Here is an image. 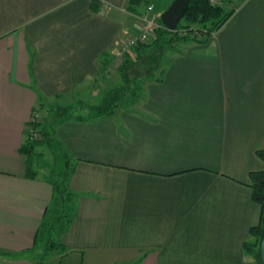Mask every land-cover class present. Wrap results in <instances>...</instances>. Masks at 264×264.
<instances>
[{
    "label": "crops",
    "instance_id": "0c3cea01",
    "mask_svg": "<svg viewBox=\"0 0 264 264\" xmlns=\"http://www.w3.org/2000/svg\"><path fill=\"white\" fill-rule=\"evenodd\" d=\"M98 1L0 0V264H38L54 197L21 151L34 113L105 92L141 26L130 0ZM226 1H239L229 20L167 50L139 102L58 126L76 215L51 264H258L245 245L262 218L250 174L264 170V0Z\"/></svg>",
    "mask_w": 264,
    "mask_h": 264
},
{
    "label": "trees",
    "instance_id": "16d2710c",
    "mask_svg": "<svg viewBox=\"0 0 264 264\" xmlns=\"http://www.w3.org/2000/svg\"><path fill=\"white\" fill-rule=\"evenodd\" d=\"M141 0H130L129 9L137 13ZM91 6L98 10L101 3L93 0ZM233 10H226L221 4L211 0H190L189 8L180 21L177 29L170 30L158 17L160 27L155 36L148 43H141L133 48L124 57L118 71L123 79V84L105 90L100 104L91 105L80 101L77 105H58L52 110L51 119L40 126V139L27 138L21 148L27 159V174L35 177L38 167L45 166L44 152H38V148L47 147L54 155V164L47 175L53 185L54 197L51 205L45 212V218L35 237V243L40 239L46 241V248L42 254L43 264L50 252L58 250L61 254L68 253V249L55 237L63 234L75 218L74 200L76 193L68 189V180L75 171L71 155L65 145L57 138V128L61 124L72 119L107 118L113 116L120 108L139 102L148 81L157 80L158 73L162 70V63L167 50L174 48L180 42L202 41L218 31L232 16ZM201 37L199 38L200 34ZM143 69V71H142ZM143 80L147 82L143 85ZM150 79V80H149ZM88 110L87 116L81 115L80 110ZM259 157L264 160V146L257 151ZM253 200L262 206V218L259 225L250 230V240L245 249L252 255L258 264L261 233L264 228V170L253 171L250 174ZM135 264V263H128Z\"/></svg>",
    "mask_w": 264,
    "mask_h": 264
},
{
    "label": "rangeland",
    "instance_id": "374dc122",
    "mask_svg": "<svg viewBox=\"0 0 264 264\" xmlns=\"http://www.w3.org/2000/svg\"><path fill=\"white\" fill-rule=\"evenodd\" d=\"M172 1L173 0H141V4L138 8L137 13H135V15L140 14V16H141L142 14L146 13L148 18H154L155 13H157L159 9H161L162 11L166 10L167 7L172 3ZM215 1H216L215 3L221 4V5L224 3L223 5L226 6V10H228V11L233 10L235 7V4L239 2V1H236L235 4H233V3L226 1V0H215ZM151 3L155 4V9L153 12H148L147 6ZM140 16H139V19H140ZM135 18H136V16H135ZM156 19H158V16H156ZM140 21H141V19H140ZM144 24H145V22H144ZM141 29H142V26H138V24H137V31L135 33H132V35L140 32ZM197 34H200V33L198 32ZM199 37H201V34L199 35ZM123 61H124V57L119 58V57L115 56V58L112 60V63L108 64V70L106 73H107L109 78H108V81L106 79V82H107L109 88H113V87H116L118 85L123 84V79H122V77L118 71V68L123 63ZM142 71H143V69H142ZM143 79L144 78H142L143 85H145V83L147 81L143 80ZM104 93H105L104 91H101L99 94L98 93H94V94L87 93L85 98L81 97V101L82 102L84 101V103L86 102V104H91V105L100 104V102L102 101V98L104 96ZM142 96H143V93H142ZM142 96H141V98H142ZM76 98H79V97H76ZM141 98L139 99V101L141 100ZM77 104L78 103H75V105H77ZM56 106H58V104L55 106L54 105L53 106L47 105L44 107H40V109L37 110L32 117V120H31L30 125H29V130L27 131V135L31 136V138L34 140L40 139L41 138L40 132H39L40 126L35 127V125H37V124L39 125L40 123H45V121L47 119L48 120L51 119V117H52V110L51 109L55 108ZM79 113L81 115L87 116L88 110H86V109L80 110ZM31 128L34 129L35 131L32 132ZM35 132H36V134H35ZM40 151L44 152V159L46 161L45 166H43L41 169L44 170V172L49 173V170L51 169L52 165L54 164V155L51 153V150L47 147L38 148V152H40ZM55 239H56V241H58L57 237H55ZM46 244L47 243L44 239H40L38 241V244H37V249L32 254V257H34L37 260H42L41 258H42L43 252L45 251ZM257 248H259V247H257ZM54 253H55L54 251L50 252L49 255L47 256V258L44 259L43 264H51V261L53 260V257H54Z\"/></svg>",
    "mask_w": 264,
    "mask_h": 264
},
{
    "label": "built area",
    "instance_id": "2783aa9c",
    "mask_svg": "<svg viewBox=\"0 0 264 264\" xmlns=\"http://www.w3.org/2000/svg\"><path fill=\"white\" fill-rule=\"evenodd\" d=\"M213 3L215 0H211ZM155 4L151 3L147 6L148 12H153ZM161 13H155L154 18H148L146 13L140 16L142 29L140 32L130 36L125 42H123L116 51V56L119 58L125 57V55L133 50V48L141 43H148L155 36L157 29L160 27L156 16L160 17ZM145 22V24H144ZM31 131L35 130L31 128ZM36 134V132H35Z\"/></svg>",
    "mask_w": 264,
    "mask_h": 264
},
{
    "label": "water",
    "instance_id": "95a60500",
    "mask_svg": "<svg viewBox=\"0 0 264 264\" xmlns=\"http://www.w3.org/2000/svg\"><path fill=\"white\" fill-rule=\"evenodd\" d=\"M190 0H173L172 3L164 10L160 18L163 24L170 30L177 29L180 21L185 16L189 8ZM259 259L264 264V228L261 233V244L259 247Z\"/></svg>",
    "mask_w": 264,
    "mask_h": 264
}]
</instances>
